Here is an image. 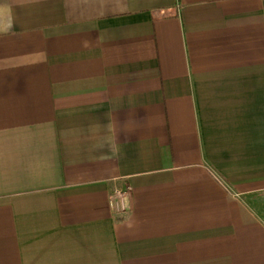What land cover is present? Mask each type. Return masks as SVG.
<instances>
[{
	"label": "crops",
	"instance_id": "1",
	"mask_svg": "<svg viewBox=\"0 0 264 264\" xmlns=\"http://www.w3.org/2000/svg\"><path fill=\"white\" fill-rule=\"evenodd\" d=\"M0 264H264V0H0Z\"/></svg>",
	"mask_w": 264,
	"mask_h": 264
},
{
	"label": "built area",
	"instance_id": "2",
	"mask_svg": "<svg viewBox=\"0 0 264 264\" xmlns=\"http://www.w3.org/2000/svg\"><path fill=\"white\" fill-rule=\"evenodd\" d=\"M113 197L111 200V204L114 208L123 209L125 207L126 194L123 190L117 189L113 191Z\"/></svg>",
	"mask_w": 264,
	"mask_h": 264
}]
</instances>
